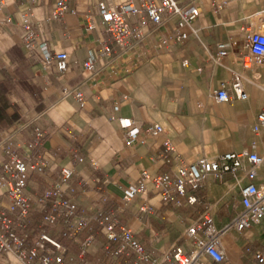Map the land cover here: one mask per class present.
<instances>
[{"label": "crops", "instance_id": "obj_1", "mask_svg": "<svg viewBox=\"0 0 264 264\" xmlns=\"http://www.w3.org/2000/svg\"><path fill=\"white\" fill-rule=\"evenodd\" d=\"M87 1L76 0L71 6L84 9ZM179 1H195L200 9L192 39L166 47L152 38L135 51L139 63L134 69L126 65L115 73L109 70L99 75L85 70L83 63L96 54L98 37L110 40L109 35L88 31L78 15L67 14L64 23L45 20L56 0H36L34 5L29 0L0 3V140L15 130L18 121L25 122L27 127L17 132L15 141L28 149L35 128L45 130L33 154L46 161L50 179L59 181L62 168L73 166L75 175L63 184L64 189H73L67 197L81 207L98 205L111 212L118 228L130 230L157 263L179 247L191 248L186 229L196 212L202 211V206L188 209L162 204L154 191L125 198L133 185L144 183L152 190L155 179L170 172L167 159L172 151L163 141L169 139L175 152L188 162L242 149L264 154V129L259 134L253 130L264 106V84L258 83L264 61L254 70H245L246 100L222 103L216 99L221 84L232 83L240 69L238 58L248 49L246 29L264 9V0ZM25 14L38 22L35 30L48 51L69 53V67L62 75L48 74L41 64L28 63ZM219 42L226 43L229 55L217 60ZM34 53L40 56L42 49L36 47ZM66 90L73 92L65 94ZM77 90L82 100L75 95ZM122 118L144 123L132 147L125 145ZM154 123L164 127L161 135L147 131ZM8 157L0 150V162ZM76 158L82 161L74 163ZM234 184L231 175L203 182V194L220 227L239 207ZM47 186L33 175L28 195L35 198ZM7 205L6 194L0 190V206ZM145 205L153 208L141 211ZM42 218L37 213L32 224ZM61 241L68 254L87 264H107L105 255L116 246L98 227L72 235L65 231ZM222 244L227 256L224 264H264L255 256H264V219L242 233H225ZM0 264L24 263L8 253L0 255Z\"/></svg>", "mask_w": 264, "mask_h": 264}, {"label": "built area", "instance_id": "obj_2", "mask_svg": "<svg viewBox=\"0 0 264 264\" xmlns=\"http://www.w3.org/2000/svg\"><path fill=\"white\" fill-rule=\"evenodd\" d=\"M29 1L32 5L36 4V0ZM74 1L56 0L45 20L64 23L67 14L78 15L88 31L96 30L109 35L110 40L99 36L94 44L96 54L84 60V69L93 75L109 70L115 73L118 67L126 65L128 69H134L139 63L135 51L147 46L152 38L160 39V44L166 47L187 43L196 35L194 23L200 15L195 1L182 4L179 0H88L84 9L73 8L71 4ZM22 21L29 33L24 43L28 63L32 66L41 64L48 74L65 73L69 67V53L65 50L48 51L47 44L40 41L35 30L38 22L33 21L30 14H25ZM246 30L247 53L238 58L240 69L235 72L234 81L223 82L216 91L219 102L246 100L245 70H254L264 61V9L255 14L254 21ZM36 47L42 49L40 56L34 53ZM228 55L226 43H217L216 59ZM72 92L66 90L65 94ZM74 93L82 100L80 91ZM121 125L126 130L125 145L132 147L137 136L143 133L144 123L122 118ZM26 127L27 123L18 121L15 130L0 140V150L9 156L0 162V190L8 199L7 206H0V255L12 253L24 264H87L68 254V248L61 239L65 231L72 235L98 227L109 243L116 245L105 255L107 264H224L227 256L222 244L223 235L228 232L242 233L264 219V154L242 149L188 162L175 152L171 141L166 139L163 144L172 151L167 159L172 165L170 172L157 177L152 190L144 183L133 185L127 190L125 198L129 200L137 192L148 194L154 191L162 204H175L176 208L188 209L202 206V211L196 212L197 217L186 229L191 248L184 251L179 247L170 258L157 263L130 230L118 228L111 212L98 205L81 207L73 198L67 197L73 189L70 186L64 189L63 184H68L75 175L74 167H63L60 180L52 181L46 161L33 154L45 137V130L35 128L27 143L28 149L15 141L17 132ZM263 129L264 106L253 124L255 133L259 134ZM147 131L158 136L164 132V127L154 123ZM20 150H24L23 157L18 154ZM79 161L82 159H73L74 163ZM33 175H38L48 184L35 198L28 195ZM227 175L235 179L239 207L234 217L220 227L208 198L203 194V182L223 179ZM152 208L145 205L140 210ZM37 213L43 214V218L33 225L32 218ZM58 229L61 232L55 233ZM255 256L264 261L261 253ZM123 259L126 260L122 262Z\"/></svg>", "mask_w": 264, "mask_h": 264}, {"label": "rangeland", "instance_id": "obj_3", "mask_svg": "<svg viewBox=\"0 0 264 264\" xmlns=\"http://www.w3.org/2000/svg\"><path fill=\"white\" fill-rule=\"evenodd\" d=\"M261 74L263 76L258 80V83L264 84V71H261Z\"/></svg>", "mask_w": 264, "mask_h": 264}]
</instances>
